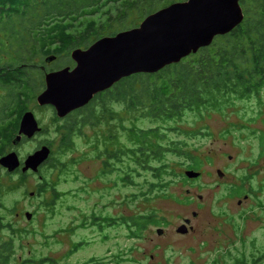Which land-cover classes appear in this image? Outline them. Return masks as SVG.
Wrapping results in <instances>:
<instances>
[{"label": "rangeland", "instance_id": "1", "mask_svg": "<svg viewBox=\"0 0 264 264\" xmlns=\"http://www.w3.org/2000/svg\"><path fill=\"white\" fill-rule=\"evenodd\" d=\"M114 11L110 3L90 19L102 22ZM142 20L132 12L126 28ZM70 51L27 70L40 83L35 96L44 88L40 67L73 68ZM35 96L26 107L47 135L5 153L15 150L23 161L49 140L52 155L25 178L0 167V246L12 243L9 264H264V88L163 121L116 102L104 110L97 99L57 119ZM70 120L74 129L62 146ZM178 147L199 160L198 178L184 176L191 169ZM150 212L161 223L134 235L130 220ZM186 219L188 233H175Z\"/></svg>", "mask_w": 264, "mask_h": 264}, {"label": "trees", "instance_id": "2", "mask_svg": "<svg viewBox=\"0 0 264 264\" xmlns=\"http://www.w3.org/2000/svg\"><path fill=\"white\" fill-rule=\"evenodd\" d=\"M179 1L183 0H0V156L11 145L20 117L28 110L26 104L34 99L36 84L40 85L27 72L37 68L36 60L84 49L98 38L129 29L132 12L144 18ZM110 3L115 11L108 12L105 21L90 19ZM240 4L244 18L229 34L214 38L208 47L156 73L123 78L92 102L97 99L104 110L112 102L121 103L129 114L163 121L186 110L227 102L228 98L258 94L264 88V0H241ZM69 124L75 121L63 127L62 146L69 143L74 129ZM178 148L177 152L188 159L189 169L198 170L199 160ZM160 154L154 153L157 157ZM238 190L233 188L231 195H237ZM162 220L150 212L130 221L137 235L147 224L158 225ZM11 248L10 241L2 244L0 264H9Z\"/></svg>", "mask_w": 264, "mask_h": 264}, {"label": "water", "instance_id": "3", "mask_svg": "<svg viewBox=\"0 0 264 264\" xmlns=\"http://www.w3.org/2000/svg\"><path fill=\"white\" fill-rule=\"evenodd\" d=\"M240 1L174 2L145 16L136 27L98 38L84 49H72L70 59L74 67H63L44 74V88L35 96L37 106L51 107L55 117L63 119L88 105L95 95L109 90L123 78L156 73L179 63L242 22L244 12ZM55 58L54 55L48 56L45 63L50 64ZM41 131L35 115L27 110L20 117L17 135L11 144L16 146L21 138L31 139ZM50 153V148L42 145L21 161L14 151H10L0 157V167L7 173L17 169L21 174L27 171L37 173ZM199 175L192 169L184 172L188 179H196ZM217 175L222 177V171L218 170ZM195 214L193 212L192 216ZM25 217L29 220L31 214L25 213ZM189 223V219L184 220L175 233L187 234L186 225ZM157 234H162V229H158Z\"/></svg>", "mask_w": 264, "mask_h": 264}, {"label": "flooded vegetation", "instance_id": "4", "mask_svg": "<svg viewBox=\"0 0 264 264\" xmlns=\"http://www.w3.org/2000/svg\"><path fill=\"white\" fill-rule=\"evenodd\" d=\"M55 56V55H54ZM56 58H55V60L57 59V56H55ZM45 61V60H44ZM51 64V63H50ZM40 70L45 74L46 72H49V71H45V67H43V66H41L40 67ZM52 71H54V70H52ZM98 95V94H97ZM97 95H95L94 97H93V99L97 96ZM92 99V100H93ZM91 100V101H92ZM91 103V102H90ZM90 103L88 104V105H86L85 107H87V106H89L90 105ZM85 107H83V108H81V109H78V110H76V111H73L72 113H70V114H68L65 118H63V120L64 119H68L72 114H74V113H76V112H78V111H81L82 109H84ZM38 121V120H37ZM54 121H56V120H54ZM39 124V123H38ZM40 126V125H39ZM41 128V127H40ZM45 131H46V129H44ZM42 131H43V129H42ZM42 131L40 132V133H38V134H36L35 136H33L32 138H31V140L30 139H26V138H21V140H20V142L22 141V140H30V141H35L38 137V135H40L41 133H42ZM17 135V131H16V133L14 134V137ZM46 135H47V133H46ZM13 137V138H14ZM12 138V139H13ZM12 141V140H11ZM19 142V143H20ZM45 142H50V143H52L51 141H49V140H47V141H44V142H42V143H38L37 145V147L36 148H34V150H37V148H39V147H41L42 145H46V143ZM18 143V144H19ZM17 144V145H18ZM12 145V144H11ZM48 146V145H47ZM49 147V146H48ZM50 148V147H49ZM50 150H51V148H50ZM11 151H14L15 152V150H11ZM10 152V151H9ZM8 153V152H7ZM16 153V152H15ZM51 153H52V150H51ZM50 153V154H51ZM4 154H6V153H4ZM3 154V155H4ZM17 154V153H16ZM2 155V156H3ZM1 157V156H0ZM50 157V156H49ZM48 161V160H47ZM46 161V162H47ZM45 162V163H46ZM44 163V164H45ZM43 165V164H42ZM41 165V166H42ZM41 166L39 167V169H38V172L36 173V174H38L39 173V170H40V168H41ZM10 175H9V177H17L18 179H20V178H25L27 175H31V174H33V173H31V172H29V171H27L25 174H21L20 173V171H19V169H17V170H15L13 173H9ZM35 174V173H34ZM38 179L39 180H41V176H38ZM38 189H40V190H43V188H42V185H39V187H38ZM31 195V194H30ZM34 195V193H32V195L31 196H33ZM0 253H1V246H0Z\"/></svg>", "mask_w": 264, "mask_h": 264}, {"label": "clouds", "instance_id": "5", "mask_svg": "<svg viewBox=\"0 0 264 264\" xmlns=\"http://www.w3.org/2000/svg\"><path fill=\"white\" fill-rule=\"evenodd\" d=\"M51 108V107H50ZM53 110V109H52ZM50 156H51V154H50ZM49 159V158H48Z\"/></svg>", "mask_w": 264, "mask_h": 264}]
</instances>
